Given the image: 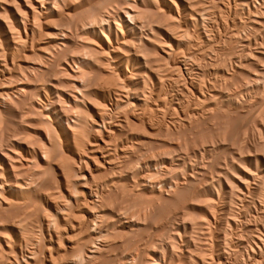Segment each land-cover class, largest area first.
Returning a JSON list of instances; mask_svg holds the SVG:
<instances>
[{
	"label": "bare ground",
	"instance_id": "1",
	"mask_svg": "<svg viewBox=\"0 0 264 264\" xmlns=\"http://www.w3.org/2000/svg\"><path fill=\"white\" fill-rule=\"evenodd\" d=\"M237 1L238 6L249 8L258 0ZM14 2L16 8L12 5L7 8L10 20L5 21L0 16V264L189 263L188 255L177 256V249L176 252L171 250L170 245L175 243H169L172 234L171 237L166 235L167 222L164 224L165 219L162 221L161 217L157 221L154 212L157 209H154L159 202L163 203L156 208H161L162 204L176 205L178 214L174 212L179 215L178 209L185 205L179 203L203 200L202 192L196 190L203 184L207 187L204 181L207 177L200 179L204 181L200 186L196 177L203 172H195V177L194 172L189 175L190 172L181 171L180 163L184 159L170 155L182 145L170 139L181 135L174 130L175 125L182 124L184 131L193 126L192 106L206 107L215 103L217 97L222 101L231 100L217 90V79L210 80L212 68L207 72L208 67L205 70L197 63L208 61L210 65L213 61L217 64L212 56L225 53L222 48L226 43L218 46L223 41L230 45L232 52L228 49L229 52L243 53L251 46L250 38L237 42V34L233 33L235 20L234 27L229 28L232 32L224 33L223 41L216 45L215 33L210 34L211 40L208 33L203 32L208 36L204 38L202 31L190 32L189 25L198 27L203 24L201 20L212 15L206 5L212 6V11L217 10L219 1L214 9L215 1L209 0V4L203 0ZM2 9L7 13L4 7ZM254 11L245 28L242 27L246 33L264 29V4ZM221 25L224 28L225 24ZM260 43L263 49L264 38ZM80 48L81 52L82 48L86 50L82 57L73 52ZM261 52L252 53L259 60L263 59ZM220 54L218 57L223 58ZM253 58L249 65L256 64V67L258 63L253 62ZM224 59L226 62L227 58ZM259 69L262 75L264 69ZM240 70L234 78H239ZM181 71L189 84L182 82L179 90L174 91L171 87L179 86L180 79L184 78ZM247 76L252 81L258 79L250 73ZM205 77L209 79L205 81ZM203 83L208 86L207 93H204ZM169 91H172L170 98ZM231 91V96L236 95V91ZM199 117L202 123L209 120ZM176 167L177 172L189 175L180 173L179 184L175 182L176 171L174 182L170 176ZM156 176L162 179L161 189L159 182L152 181ZM195 183L199 185L196 184L197 189L196 185L192 187ZM168 186L169 191L165 189ZM188 204L185 206L192 208L193 204ZM144 208L148 209L146 213ZM142 209L146 215L141 213ZM154 219L157 224L163 222L159 224L165 225L164 228L154 224ZM201 225L203 227V223ZM170 227L169 231H173ZM185 237L183 243L188 251L192 249L188 241L191 237ZM195 243L192 241L193 245ZM178 244L181 243L175 247L178 248ZM183 247L178 248L179 254ZM190 251L197 256L194 250ZM206 256H200L201 260L199 256L196 258L200 264H205L207 261L202 260ZM194 260L198 262L197 259L192 262Z\"/></svg>",
	"mask_w": 264,
	"mask_h": 264
},
{
	"label": "rangeland",
	"instance_id": "2",
	"mask_svg": "<svg viewBox=\"0 0 264 264\" xmlns=\"http://www.w3.org/2000/svg\"><path fill=\"white\" fill-rule=\"evenodd\" d=\"M0 1H1L0 2V16H1V19H3V20L5 19V21L6 20L9 21L10 20V18H9L10 16H8L9 14H8V11H7L8 9L7 8L10 9V8H12V6L16 8L17 4H16V2H14V0H13L14 3L11 2L12 0H0ZM211 1H213V2L215 1L213 4L211 3L212 5L215 6L212 9L217 8L216 6H218L219 4L221 6L219 5V8H217V10L214 9L213 10L214 12H213L211 10L212 6L210 7L209 5H206V6H208L210 8L209 10L212 12L213 16L210 15L209 19H206V20L204 19L207 22H204V20H201L203 22L200 21V23H203V24H199V26H198L199 28L196 25H193V24L189 25L190 26L189 27L190 32L192 33L193 31H196V30L199 31V32L202 31L203 37L204 38H208L207 35L209 34V37H210L211 40H212L213 36H216L219 39V40L217 39L216 42L214 41L215 45H216V44H219V41L220 42L223 41V38H224L223 36H225L224 33L227 35V33L232 32V30H230V29L233 28L234 26H236L238 28V30H239L238 31L237 28L234 27L235 31L236 32L238 31V33H236L235 31L233 32L234 35L237 34V36H235L236 37L235 39H237L238 41L237 40L236 41L239 42L240 40L244 39L245 37H247V38L249 37L250 40H251V46H249L248 50L243 52V53L242 52L239 53L238 51H236V52H233L234 53L233 54V53H231L232 51H231V48H229L230 45L227 43V41H225V42L223 41V43L221 42V44H219L218 46H221V45L223 46V44L226 43L225 48H224V46H223V48L222 47H220V48H222V50H223L222 53H224V52L226 53L225 50H227L228 52L226 54L224 53L225 55L224 54L222 55V54L219 53L220 56H222V57L224 56V57L223 58L218 57L219 54H218V56H216L215 53L213 54V55H215V57L211 55L212 58H213L212 60L216 61L217 64H215V62H213V61L211 62L212 64H210V65L207 63L208 61L207 62H205V61L200 62L202 64L197 63L203 69L208 67L207 70L205 69L207 72H208V70H210L212 68L210 70L211 71L210 77H209L210 80L217 79V80H215L216 81L215 84L217 86V90L222 92L225 96L227 95L226 97L229 96V98L232 101L231 100H229V102L227 100L222 101V99L217 97L213 101L215 103L208 104L207 105L208 107L207 106L206 107L205 106H202V107H200V106L193 107L192 106L194 112H193V110L191 108L192 111L190 110L191 111L190 114L191 115L193 114L192 115L193 118H191V121L193 122L192 123L193 126H191L189 129L186 128V130L184 131L185 127L182 124L175 125L177 128L175 127L174 130L177 129L178 132L176 131V133H178V135H180V134L181 135L178 136V137H176V135H175V137H173V138L171 137V139H170V140L173 139L172 140L173 143H176L177 145L178 144L182 145V146H180V148L181 149L183 148V149L182 150L179 149V150H177V152L174 151V153H172V154L170 153L171 154L170 156L172 158L175 157L177 159V158H179L178 156L180 155L181 159L182 158L184 159L183 162L186 163V165L184 166L183 162H181L180 163L181 164L180 165L181 168L179 166L181 171H184L183 173H185L187 171V172H190L189 175H192V172H194L193 175L195 176V172L198 173V174L199 173L201 174V172H203V174H201V176L203 175L202 177L200 176L198 178V177L195 176L197 178L196 181H197V183L199 181L200 186H201V183H203L204 181H207L209 183L206 182L207 185H205V186H207V187H204V184H203L202 188H201L202 190L200 188H198L199 190L197 189V187L199 186L198 185L199 183L198 184L197 183L192 184V187H194L196 184L198 185V186L196 185V188L194 187L195 189H197L196 191H198V193L202 192V197L201 198L203 200H201V198H200L201 201H199V199H197L198 200V201H196L197 203L194 202L196 199L192 201L193 202L192 204L193 205L195 204L196 206L195 205L193 206L190 203V201H189V204L192 205V208H191V206H190V208L189 207L187 208V206H185V205H187L188 202L186 204V202H182L181 200L179 201V199H178V202H182V203H179V204L182 205L184 203L185 205L183 207L187 208V209H184L185 210L184 214L181 211V210H183L182 206L179 209L177 208L179 210V215H176V213L174 212V211H176V207H175L176 205L172 207L170 205L162 204L161 208H156L157 206L160 207V204L163 203V202H159L158 201L159 203H156V207H155L154 210L157 209V212L156 211H154V212L156 213L157 221H159L160 217H161V220L165 219L164 224L166 222L168 224V222H169V224L171 225L173 231H171V230L169 231V227H170L169 224H168L169 226L167 224H165L166 226L165 225L162 226L161 224L163 222H158V224H157L156 223L157 221L155 222V219L152 220V221H154L155 223L154 222L153 223L157 224V226L161 225L163 228L165 226V229L168 227V229L166 230V233L168 232V234H166V235L169 236V235L172 234L171 235L172 238H171V241H169V243L175 242L174 244L170 245L171 246L170 248L173 251L175 250V248L177 249V253H178V254L176 253L177 256L178 255L182 256L183 254H185L184 257L185 256L187 257V255L189 257L190 253H191V255L193 254L190 250H194V253H196L197 256H199V258H200V256H202V257L206 256L207 253H208V255H207L208 257L206 256L205 257L206 259L204 258L205 261L202 260V262H206L207 261L205 264H218V263L219 264H264V118H263L264 117V99H262V98H264V89H263L264 88V70H263V74H262L263 76H262L261 72H260V69H259V68L264 69V64H262V63H264V50H263L264 49V45H263V49H262L261 48L262 44L260 43L261 39L264 38V29H262V30H260L258 32L248 31L246 33L245 32L246 30H243V28H242V27L245 28L244 24L245 23L247 24L248 21L250 20V18L254 15V13H255L254 10H259L260 7H262V3L264 4V2L261 3V1H264V0H258L256 2H254L249 8L243 7V6H240V5L238 6L239 3H238L237 0H209V2H211ZM218 1H219V3H218ZM203 2H205V4H207L208 0H203ZM216 2L218 3V5H216ZM259 4H260V6H259ZM8 5H10V6H8ZM254 6H256V7L254 8ZM1 7H4L6 9L5 11H7V13H4V10L2 9L3 10L2 11ZM218 9H220V11H218ZM210 11H209V13H210ZM251 14H252V16H251ZM227 15H230V16H227ZM235 15H237V16H235ZM232 16L235 17V18H233ZM215 18H216V20H215ZM221 18H223V20L225 22L227 21L229 25L227 24V22L226 23H223V22L220 23L221 21H223ZM234 20H235V23L237 25L234 24ZM215 24H217V25H215ZM221 24L222 25L225 24V26L227 24L229 27L228 26H226V27L228 29L229 28L230 29L229 30L225 29V26H222ZM233 24H234V26H233ZM220 25L222 27H224V28H221ZM238 25H240V26H238ZM212 30H215V31H212ZM203 32H205L206 34L208 33V34L207 35L205 34L206 35L205 36ZM211 32H213V33H211ZM193 33H195V32H193ZM214 33L217 34V35H215ZM219 33H220V35L221 34L222 35L220 36ZM210 34H212V35L214 34V35L212 36ZM220 39H222V40H220ZM234 43H236V42L234 41ZM259 44H261V45H259ZM227 45H229L228 48H227ZM256 47H257V49H256ZM228 49H230L231 52H229ZM249 49H250V51H249ZM258 50L262 51L260 54H263V55H261L262 57H260V58H263V59L257 60L254 57V54L252 52L256 51V53H258ZM190 51H192V50H190ZM73 52H74V54L76 56L79 55L78 57H82V55H84L86 53V50H84L82 48V52H83L82 53L81 52V48H80V50L76 49V50H73ZM246 52H248V53H246ZM228 53H229V55H228ZM251 53H252V56L254 58L251 57ZM247 54H249L250 56H248ZM230 55H232L233 58H231L232 56H230ZM225 57L227 58L226 62H225V59H224ZM251 58H253V62L258 63L256 67H255L256 64L254 65V67L252 65H249V60L251 61ZM223 60H224L225 63L222 62ZM207 64H208V66H204V65H207ZM214 65H215V67H214ZM245 65H247V66L245 67ZM257 67H258V70H257ZM237 70H240V72L242 74L240 73L239 78H234L233 75L236 73ZM225 72H226V74H225ZM248 72L250 74L255 75L256 78H258V79H253V81L251 79H249L248 76H247L249 74ZM254 73H256V74L258 73V75L254 74ZM178 74L180 75V72ZM181 75H182V77L184 76L183 79H180L181 83L180 82L179 83L181 85L179 84V86L176 87V85H177L176 84L175 85L176 89L174 87H171V88L174 89V91H176L177 88H180V86H182L183 84H186L187 82H188L187 84H189V81L187 80L184 72H182ZM180 78H181V76H180ZM207 78L208 77H205V81H206ZM226 79H227V81H226ZM181 80H183V81H181ZM231 80H232V82H231ZM247 80H249V81H247ZM256 80H258V81H256ZM217 81H218V83H217ZM182 82H183V84H182ZM226 82H227V84H226ZM205 84L206 83H203V85L206 87L205 88L203 86L204 87L203 90H204V93H207L208 86L205 85ZM229 85H231V86H229ZM224 86H226L228 89L231 88V90H234V92L236 91V95L234 94L233 96H231L232 94H230V92L233 93V91H231V90L229 91ZM171 88H169V89H171ZM173 89H171V90H173ZM206 89H207V91H205ZM246 90H248V91H246ZM261 92H262V94H261ZM170 94H172V91H169V98H170ZM228 94H230V95H228ZM184 99H186V98H184ZM188 99H190V98H188ZM184 102H185V100H184ZM226 102H228V103H226ZM227 107H229V108H227ZM226 109H232L233 111H237V113H232L233 111L230 113L229 111H231V110L227 111ZM195 111H197L198 113L195 112ZM215 113H216V115H215ZM212 115H214V116L212 117ZM199 116H202V118H204L203 116H205V118H208L209 120L206 123H202V122H200L201 118ZM209 116H211V117H209ZM216 116H217V118H216ZM220 116H221V118H220ZM199 122H200V124H198ZM236 124L238 126H236ZM182 126L184 128H181ZM194 126H196V127H194ZM180 130L181 131L183 130L184 132L183 131L181 132ZM231 130H233V131H231ZM199 132H200V134H199ZM202 135L205 136V137H203ZM224 140H225V142H222ZM187 141L188 142L190 141V142L188 143ZM191 141H194V143L191 142ZM206 142L208 143V145L207 144L203 145V143H206ZM191 144H192V146H191ZM204 146H206V147H204ZM184 147L185 148L188 147V148L185 149ZM192 147H196V148H192ZM179 151L182 152V153H180ZM185 152L186 153L187 152H191V153H190V155H188L189 154L188 153L187 156H185L186 155ZM190 158H191V160H190ZM194 160H195V162H193ZM212 161H214V162L212 163ZM206 165H208V166L206 167ZM255 165H258V166H255ZM209 166H210V168H208ZM177 168L178 167H176L174 169L173 173L170 174L171 177L173 176L174 179L172 178L173 179L172 181L174 182L175 181V176H176V173H177V177H176V181H175L176 183H178L177 182V178H179L178 180H180L181 177H179V176L181 174L182 175H188V174L181 173L180 170H179V172H177L176 170L179 169V168L178 169ZM197 169L200 172H197L198 171ZM175 171H176V173H175ZM247 171H248V173H247ZM204 177H207V178H204ZM201 178H204V179H207V180L202 181L203 180L202 179L201 180L202 182H201L200 181ZM154 180L157 183L159 182L158 186L160 187V189L163 188L162 184H160L161 181H162L161 178H157V176L156 177H152V181H154ZM179 183H180V181H179ZM220 184H222V185H220ZM209 185H211V186H209ZM212 185H215V186L212 187ZM169 188L170 187L168 186L165 189L169 191L170 190ZM208 191H209V193H208ZM216 191H217L218 195L215 193ZM204 192L206 193V195L204 194ZM207 194H208V196H207ZM193 195L195 196V195H198V194L194 193ZM221 200H223V201H221ZM198 203H199V205H198ZM215 203H216V205H215ZM189 204H188V206H189ZM207 205H208V207H207ZM212 207L213 208L215 207V208L213 209ZM207 208H209V209H207ZM144 209H146V211L143 210V209L141 210L142 211L141 213H143V214H145L147 212V210H148L147 208H144ZM200 209H201V211H199ZM164 210H166V211H164ZM202 210H203V212H202ZM144 211H145V213H144ZM207 211L210 212V213H208ZM176 212L178 214V211H176ZM180 212H182V213H180ZM219 213H220V215H219ZM209 214L212 217H214V216L215 217L212 218ZM175 216H176V218L178 217V219L174 218ZM202 218H203L204 222H201ZM198 221H199V223H198ZM149 222H150V219H149ZM159 223H161V224H159ZM202 223H203V227L201 225ZM184 226L185 227L187 226V227L185 228ZM171 227H170V229H171ZM214 228H215V232H214ZM177 229H179V230H177ZM185 229H187V230H185ZM189 229H190V231H189ZM219 229H221V230H219ZM170 232H173V233H170ZM209 232L210 233L212 232L211 235H210ZM193 233H195V234H193ZM178 234H180V237L183 238V239L178 237L179 236ZM185 235L188 238L185 237ZM171 236H169V237H171ZM200 236L203 237V238H199ZM169 237L168 238L166 237V238L169 239ZM184 237H185V239L186 238L189 239L191 237L188 240L189 244H190V248H192V249L188 250L190 252L185 250V249H187L186 248L187 246L183 243L184 242ZM195 237H197V238H195ZM205 237H206L207 240H208V238L211 237L210 241L209 240L207 241L205 239ZM214 237H215V239H214ZM224 237H226V238H224ZM216 238H218V239H216ZM179 239H181V241H179ZM203 239H205V240L203 241ZM172 240H174V241H172ZM200 240L202 241L203 245H202ZM192 241H193V243H195V242L196 243L193 245ZM179 242L181 244L185 245L184 246L185 248H184L183 246H181V244H178V248L179 247L180 248L183 247L182 250L183 251L185 250L184 251L185 253L181 250L180 251L181 253L179 254L180 248L178 250L177 246L175 247V245H177V243H179ZM198 242L201 245L200 244L198 245ZM205 243H206V245H205ZM195 245L197 247H199V248H197ZM204 246H205V248H204ZM212 246H213V248H212ZM216 247L217 248L219 247V248L217 249ZM211 250H213V251H211ZM199 251H201V252L199 253ZM207 251H209V252H207ZM174 252H176V250ZM187 252L189 254H187ZM197 256L196 255L195 256H193V255L190 256L191 258L190 257L189 258L191 260L187 257L188 262L189 263H190V261L192 262L193 259H197V261H198L199 258H196ZM201 258H200V260H201ZM211 260H212V263H209L208 261L211 262ZM189 263H187V261L185 262V264H189ZM192 263L193 264L194 263L195 264H197V263L200 264V261H198L196 263V261L194 260V262H192Z\"/></svg>",
	"mask_w": 264,
	"mask_h": 264
}]
</instances>
